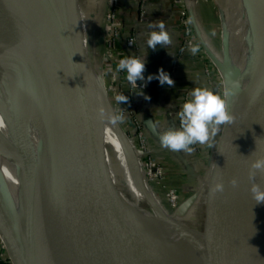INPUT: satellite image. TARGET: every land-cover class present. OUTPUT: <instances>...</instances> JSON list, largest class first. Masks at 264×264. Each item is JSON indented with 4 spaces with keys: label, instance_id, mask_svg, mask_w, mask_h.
<instances>
[{
    "label": "water",
    "instance_id": "1",
    "mask_svg": "<svg viewBox=\"0 0 264 264\" xmlns=\"http://www.w3.org/2000/svg\"><path fill=\"white\" fill-rule=\"evenodd\" d=\"M97 4L103 2L0 0V44L7 48V54L2 55L40 94L45 104L46 124L42 138L36 143L40 164L36 169L25 121L19 116L13 117L27 236L0 185V211L10 221L9 227L0 231L9 243L6 247L9 256L12 251L16 264H125L126 242L134 241L169 264H256L260 209L250 192L249 170L252 161L264 157V47L244 105L236 111L234 89V94L228 97V110L235 117L234 122L221 127L209 150L200 230L171 214L176 221L197 230L201 238L182 240L179 249L183 252L177 249L179 251L173 254L151 235L115 182L103 135L99 133L100 148L98 140L95 144L91 138L77 32L100 66L101 89L110 103L103 82L102 62L95 57L96 43H101L99 34L94 42L80 16L96 21L99 17L88 11ZM85 6H88L87 11H84ZM262 7L264 13V0ZM224 68L221 73L223 92L232 87L236 73V68H229L227 64ZM14 84L8 80L7 88H14ZM127 121L132 127L128 117ZM176 122L179 126L177 112ZM174 153L180 156L178 151ZM210 155H213L211 161ZM183 165L189 171V166ZM233 178L238 181L235 188L230 184ZM220 179L224 191L213 193L212 188ZM256 182L263 185L264 174L257 172ZM81 198L115 219L118 245L87 248L72 238L76 223L73 220ZM192 198L187 195L179 201L176 211L186 210ZM150 207L153 209L152 205ZM179 239L176 238L175 243Z\"/></svg>",
    "mask_w": 264,
    "mask_h": 264
},
{
    "label": "bare ground",
    "instance_id": "2",
    "mask_svg": "<svg viewBox=\"0 0 264 264\" xmlns=\"http://www.w3.org/2000/svg\"><path fill=\"white\" fill-rule=\"evenodd\" d=\"M194 1L186 0L188 4H193ZM76 3H81V0H76ZM230 8H232L234 18L233 31L235 38H229V41L227 37L224 38L225 57L218 63L222 64L221 68H224L225 64L229 68H236L234 81H238L239 87L235 88V109L239 111L245 103L249 86H251L261 62L264 47V13L262 0H230ZM77 37L81 44L87 124L92 141L96 144L97 139L100 148V133L103 135L102 138H107L110 146L115 147L119 163L129 176L127 187L133 195L132 200L128 199L129 203L134 207L151 235L164 247L172 251L173 254H176L180 250L179 248H182L180 245L182 240H200L201 234L197 230L190 229L176 221L171 217V214L168 216L155 212L154 204L164 206V201H161V197L153 196V201H150L147 197L146 192L151 193V191L146 176L142 172L140 173L135 166L134 156H137L134 146L131 144V140V143H129L125 139V132H123L120 123H112L108 119L114 112L108 98L106 101L103 96L100 83V66L94 60L91 50L85 48L79 31ZM2 53L7 54V48L0 44V185L4 188L3 190L12 204L26 237L27 226L19 175V159L13 137L12 123L15 116H19L20 119L25 121V129L33 151L34 168H40L39 150L36 143L42 138L41 135L45 131V104L42 102L40 94L27 84L26 79L17 71V68L5 61ZM242 63L244 66H242ZM8 80L15 83L14 88L13 86L7 88ZM100 108L105 110L103 119L99 114ZM103 122L104 127L101 126ZM262 187H264V182ZM141 200L152 205L153 209L148 210L139 206ZM259 209V244L256 264H264V202L259 203ZM75 215L73 223L75 220L76 223L71 235L82 246L94 248L119 244L118 223L101 208L86 201L85 198H81V201L77 203ZM9 223V219L0 211V230L8 228ZM1 231L0 237L8 248L9 243L5 237L3 238ZM157 233H159V236ZM176 238H180L178 243H175ZM126 245L125 264H169L142 249L134 241H127ZM179 252H183V250ZM10 256L16 264L12 251Z\"/></svg>",
    "mask_w": 264,
    "mask_h": 264
},
{
    "label": "rangeland",
    "instance_id": "3",
    "mask_svg": "<svg viewBox=\"0 0 264 264\" xmlns=\"http://www.w3.org/2000/svg\"><path fill=\"white\" fill-rule=\"evenodd\" d=\"M101 1L103 2V7H105L107 5L108 0H100V2ZM170 2H172V4L174 5V9L172 10V13L175 15L174 24H175V32L177 33L176 36L177 43L175 42L177 44L176 52L178 46L181 44L185 36V34L182 31V24H181V21H185L189 23V26L192 28L191 30H189V37L192 38L191 43L194 45H199V51H198L199 53L198 54L196 53L195 55L200 56V60H202L200 61V63H202L201 66L203 69L201 70V72L203 73V71H205V69L207 68L209 74L211 75V78H209L208 80L211 82V86L214 88V92L223 93V82L221 75L222 64L220 65L218 62L221 59H223L222 56L224 51V38L227 37L228 41L229 38H235V34L233 31L234 18L232 15V8H230V0H195L193 4H188L186 0H170ZM227 5L229 6V9ZM80 16L83 26L89 28L90 30L89 37L92 38L93 41L95 42L97 39V35L100 33V31L103 30L102 19L98 18L95 19L96 21L93 20V22H91L89 21L88 16H84L82 14H80ZM179 16L182 17L180 18ZM137 40L139 42L138 35H137ZM96 47L98 51L95 52V57L96 59H99L100 62L101 54L103 50V44L97 42ZM192 56L193 54L191 53V57ZM189 57H190L189 52L185 51L182 55L180 62L185 61L186 58ZM185 64L186 65L188 64L190 67L193 66L194 64L195 68L196 67L200 68V65L198 64L196 66L193 60L185 61ZM242 66H244L243 63ZM101 68H102L104 87L109 96L107 90V77L104 73L103 66ZM168 69H169V65H168ZM174 75H176V73ZM186 91L188 90L186 89ZM186 91L184 90L183 92H181L179 98L180 101L182 100V96H183L182 93ZM189 98H190V94H189ZM110 104L112 105L111 101ZM179 104L180 103H178L177 106L175 107L176 108L175 114L178 110ZM113 110L114 113L117 114L114 107ZM124 120L119 123L120 126L122 127V130H124L123 132L126 133V134L124 133L125 139H127L129 143L132 142L131 144H133L134 146V150L137 156V157L134 156L135 166L140 171V173L142 172L146 176L149 184V189L151 193L147 191L146 195L150 201L151 200L153 201V196L161 197L162 198L161 201H164L163 202L164 206H159V205L156 206L154 204L155 212L159 214L161 213V215H168V216H170L169 214L172 215L174 214L173 215L174 218L187 223L189 226L194 227L197 230H200L202 214H203L202 201L205 190L204 181H205V176L208 173V169L204 168L202 169L203 171L200 172L201 174L198 173L196 175L195 174L192 175L189 171L185 169L184 165L179 164L176 160H174L171 157L170 150L168 149L167 150L162 149L161 151L157 149L149 150L148 149L149 147L146 146V142L144 138L141 141V139L133 132V129L131 131L128 130L126 131L124 129L123 127L124 124L126 126L131 127L129 124L124 122ZM216 139L217 137L214 139L213 144L215 143ZM196 147H199L198 144L196 145ZM104 148H106L107 157L111 167L110 170L113 173V178L115 182L117 183L119 188L123 192H125V195L132 200L133 195L130 193L129 188L127 187L129 176L127 173L124 172L121 164L119 163V157L115 147L109 145L107 138L104 139ZM202 148H206V146L202 145ZM196 153H198V151H196ZM212 158L213 155H210L209 160L211 161ZM150 161H155L158 163L160 162L162 167L165 168L164 177L158 178L156 175H154L155 168L151 167L150 169L149 167ZM122 177L125 178L126 180L123 179ZM171 189L174 190V193H176L178 197L177 199L178 202L181 201L187 195L193 197L192 198L193 201L191 200L192 202L190 203V205L186 210L176 211V205L171 206L167 202L168 200L166 199L167 198L166 196L169 190ZM139 206L151 210L150 205L144 200H141L139 202ZM4 256H6V253L4 254Z\"/></svg>",
    "mask_w": 264,
    "mask_h": 264
},
{
    "label": "clouds",
    "instance_id": "4",
    "mask_svg": "<svg viewBox=\"0 0 264 264\" xmlns=\"http://www.w3.org/2000/svg\"><path fill=\"white\" fill-rule=\"evenodd\" d=\"M151 27V25L149 26ZM159 31H151L147 39V45L155 49L157 45H168L172 43L170 33L166 30L165 24L160 22L157 25ZM190 52L195 55L199 51V45H190ZM117 71H126L127 81L136 85L137 80H144L145 60L138 57H126L119 61ZM161 86L167 84L173 86L174 81L170 75L163 69L159 70L155 77ZM239 87L238 81L232 82L231 88H226L223 93L214 92L206 86L193 88L190 98L182 105L179 112V126L169 128L159 135L162 147L169 148L178 152L192 153L195 151L194 145L213 146V141L219 134L221 127L232 124L235 117L228 110V97L234 94L233 90ZM118 103L127 102L128 97L119 94L115 97ZM101 119L104 118L105 110L99 109ZM112 123L124 120L123 113L112 114L108 117ZM148 126L156 130L153 121L147 122ZM257 172L264 174V157H259L252 161L249 170V180L252 182L250 192L252 199L257 203L264 202V187L256 182ZM233 188L237 187L238 181L233 178L230 181ZM213 193H222L224 191L223 180L220 179L212 188Z\"/></svg>",
    "mask_w": 264,
    "mask_h": 264
},
{
    "label": "crops",
    "instance_id": "5",
    "mask_svg": "<svg viewBox=\"0 0 264 264\" xmlns=\"http://www.w3.org/2000/svg\"><path fill=\"white\" fill-rule=\"evenodd\" d=\"M146 7L147 11L143 19L144 22L143 20L136 22L137 31L142 29L143 32L141 33L143 34L142 37L139 38V42L141 44H139V47L140 55L142 59L145 60L144 79L146 81V87L143 90L137 91L134 109L140 120H142V126L146 138L145 142L146 146L149 147L148 149H157L160 151L162 149H168L170 150L171 157L176 160L175 158L179 157H176L174 153L175 151L161 146L159 135L162 132L167 131L169 128H173L172 121L175 120L176 122L175 105L178 103L181 92L187 89L189 90V94H191L193 88L201 86L209 87L213 91L214 88L208 80L211 78L209 71L208 74L206 71H203V73L201 72L203 69L201 66L202 63H200V61H202L200 60V56L193 55L191 57L190 51V57L186 58L185 61L193 60L196 66L198 64L200 65V68H195L194 64L191 68L188 64H185V61H181L177 69L178 73L174 75V85L171 87L167 84L161 86L159 80L155 78L149 80L150 76L155 77L158 75L160 69H163L168 73V65H170L169 62L171 61V57L173 58L176 54L177 33L175 32L174 24L175 15L172 13L174 5L170 2V0H149L147 1ZM147 14L148 17H146ZM160 22L165 24L166 30L170 33L172 43L163 46L157 45L155 49H151L147 45V39L151 31H157L155 28ZM150 25L151 27H149ZM143 29L147 32H144ZM198 53L199 52H197V54ZM126 56L130 57L129 52ZM124 117V119L127 120V117ZM148 121H153L156 125L155 131L148 126ZM210 148L211 147L206 146L205 149H208L209 151ZM196 151H199V149L197 150V148H195V151L193 152L195 155H197ZM206 158L208 159V157H205L202 161L204 164L202 169L206 166ZM176 161L179 164H182L178 160ZM201 170H198L196 174H201L200 172L203 171Z\"/></svg>",
    "mask_w": 264,
    "mask_h": 264
},
{
    "label": "built area",
    "instance_id": "6",
    "mask_svg": "<svg viewBox=\"0 0 264 264\" xmlns=\"http://www.w3.org/2000/svg\"><path fill=\"white\" fill-rule=\"evenodd\" d=\"M148 0H137L136 1V12L132 26L127 30L122 31V22L118 16V0H108L107 5L103 7V4L93 5L89 8L88 13L92 16L99 17L103 21V30L99 33V40L103 44V50L101 54V62L104 73L107 77V90L110 96V101L117 114L123 113V116L128 117L129 121L132 122L133 132L141 139L145 140L144 130L139 117L137 116L134 105L136 100L137 91L143 90L146 87L145 79L143 81L137 80L136 85L130 84L127 79L126 71H117L119 61L126 58L129 52L130 57L141 58L140 47L137 40V28L136 22L144 19ZM86 0H81V4H85ZM180 18L182 16H179ZM183 20V19H181ZM182 31L185 34L181 44L178 46L176 54L170 61L168 74L173 79L176 73L180 60L185 51H190L189 46L194 45L189 37V30L192 28L189 23L181 21ZM126 54V55H125ZM129 57V56H128ZM205 71L208 74V69ZM186 91V90H185ZM119 94H124L128 97L127 102L118 103L115 97ZM182 100L179 102L177 116L179 119V112L182 110V102H186L189 99V90L182 93ZM182 103V104H181ZM194 148L196 145L192 146ZM149 163V162H148ZM149 167L155 168L154 175L158 178L164 177L165 168L162 167L160 162L150 161ZM167 202L172 206L178 202V197L174 190H169L167 193ZM6 253V256L4 254ZM0 260L5 264H13L8 254L7 248L0 237Z\"/></svg>",
    "mask_w": 264,
    "mask_h": 264
},
{
    "label": "trees",
    "instance_id": "7",
    "mask_svg": "<svg viewBox=\"0 0 264 264\" xmlns=\"http://www.w3.org/2000/svg\"><path fill=\"white\" fill-rule=\"evenodd\" d=\"M118 1H119L118 16H119V20L122 22V31H123V30H126L127 28H129L130 26H132L133 20L135 18V12H136V0H118ZM92 2H93V0H88V4H91ZM87 10H88V6H85L84 11H87ZM146 17H148V14ZM88 18H89V21L93 22V20L90 17H88ZM155 29H157V31H159L158 27H156ZM144 32H147V31L144 30ZM141 33H143L142 29L140 31H137V35L139 38H141L143 35ZM171 59H172V57H171ZM176 73H178V72H176ZM178 101L180 102V100H178ZM177 104L175 106H177ZM171 110H172V107H171ZM125 120H124V122H126L128 124V121L127 120L125 121ZM123 127L126 131L127 130L131 131L133 129V128H130L129 126H126L125 124L123 125ZM172 127L173 128L178 127L177 122H175V120L172 121ZM144 136H145V134H144ZM198 146H199V151H198L197 155H195L193 152L192 153L179 152V154H180L179 158H175L180 163L189 166V172L192 175L196 174L198 172V170H201L203 168L204 164L202 161L209 154L208 149L202 148V145H199V144H198ZM203 146H207V145H203ZM123 179H125V178H123ZM0 264H5V263L0 260Z\"/></svg>",
    "mask_w": 264,
    "mask_h": 264
}]
</instances>
